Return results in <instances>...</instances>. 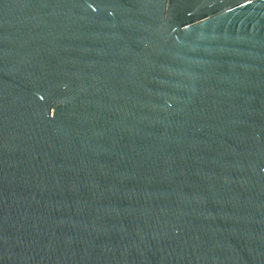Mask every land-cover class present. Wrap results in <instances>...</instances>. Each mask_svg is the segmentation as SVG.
Instances as JSON below:
<instances>
[{"label":"water","instance_id":"95a60500","mask_svg":"<svg viewBox=\"0 0 264 264\" xmlns=\"http://www.w3.org/2000/svg\"><path fill=\"white\" fill-rule=\"evenodd\" d=\"M0 264H264V0H0Z\"/></svg>","mask_w":264,"mask_h":264}]
</instances>
